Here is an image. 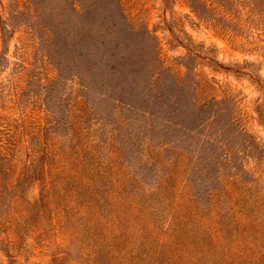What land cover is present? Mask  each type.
Returning <instances> with one entry per match:
<instances>
[{
    "label": "rangeland",
    "instance_id": "rangeland-1",
    "mask_svg": "<svg viewBox=\"0 0 264 264\" xmlns=\"http://www.w3.org/2000/svg\"><path fill=\"white\" fill-rule=\"evenodd\" d=\"M0 264H264V0H0Z\"/></svg>",
    "mask_w": 264,
    "mask_h": 264
}]
</instances>
